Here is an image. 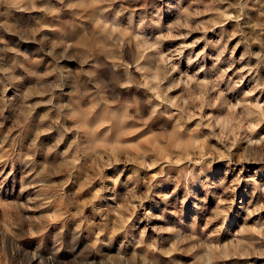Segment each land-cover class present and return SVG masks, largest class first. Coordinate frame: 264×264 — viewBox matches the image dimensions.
<instances>
[{"label": "rangeland", "instance_id": "rangeland-1", "mask_svg": "<svg viewBox=\"0 0 264 264\" xmlns=\"http://www.w3.org/2000/svg\"><path fill=\"white\" fill-rule=\"evenodd\" d=\"M0 264H264V0H0Z\"/></svg>", "mask_w": 264, "mask_h": 264}]
</instances>
